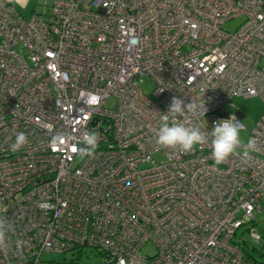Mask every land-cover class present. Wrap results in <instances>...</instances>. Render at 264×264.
I'll return each mask as SVG.
<instances>
[{"label": "built area", "instance_id": "built-area-1", "mask_svg": "<svg viewBox=\"0 0 264 264\" xmlns=\"http://www.w3.org/2000/svg\"><path fill=\"white\" fill-rule=\"evenodd\" d=\"M173 97L205 104L177 119L208 132L242 123L233 98L264 101V0H50L28 18L0 0V264H81L44 256L86 248L103 264H253L235 236L264 212V114L256 150L217 165L208 146L155 143Z\"/></svg>", "mask_w": 264, "mask_h": 264}, {"label": "clouds", "instance_id": "clouds-1", "mask_svg": "<svg viewBox=\"0 0 264 264\" xmlns=\"http://www.w3.org/2000/svg\"><path fill=\"white\" fill-rule=\"evenodd\" d=\"M198 112H202L205 116L207 112L205 104L198 105L192 101L185 105L183 100L173 97L167 114L161 115L159 126L153 130L155 143L165 149L180 150L186 153L192 152L197 147L208 146L211 148V156L217 165L226 162L233 154H242L244 158H248L250 152L256 150V141L242 135L246 130L242 123L237 122L235 115L216 121L210 132L202 130L200 125L188 126L178 122L177 118ZM62 139V136H56L53 142L61 143ZM97 141L96 132H85L81 138V143L85 147L75 148L74 151L81 159L92 157L97 148ZM27 143V135L18 132L15 133L14 142L10 147L15 152ZM11 231V222L6 216L0 214V250H6L9 247Z\"/></svg>", "mask_w": 264, "mask_h": 264}, {"label": "rangeland", "instance_id": "rangeland-1", "mask_svg": "<svg viewBox=\"0 0 264 264\" xmlns=\"http://www.w3.org/2000/svg\"><path fill=\"white\" fill-rule=\"evenodd\" d=\"M44 2L47 3L48 6L50 5V0H32L27 8L22 9V13L27 16L30 14V10L32 8H35L38 13H41L44 11ZM241 23L242 19L240 18L230 21L225 25V29L232 33ZM141 87L145 94H149L153 88L150 81H145ZM224 109L226 112H242L244 115L242 124L246 130L242 135L248 138V133L253 129L255 122L262 116V114H264V101L259 98L245 99L242 97H235L230 100L229 104L225 106ZM153 158L157 162L162 160L159 154L154 155ZM254 216L255 220L252 224H246L237 231L235 242L244 244V247L251 252L258 262H264V212H255ZM250 227L252 230L256 231L260 240L257 241L250 236L248 232ZM145 249L147 250V253L152 252L150 245H148ZM258 251H261L262 254L259 255ZM77 257L78 255L76 252H69L61 255L48 254L44 256V259L55 262H68L69 260L77 259ZM79 262L81 264H103L102 259L96 257L95 252L89 248L82 250Z\"/></svg>", "mask_w": 264, "mask_h": 264}, {"label": "crops", "instance_id": "crops-1", "mask_svg": "<svg viewBox=\"0 0 264 264\" xmlns=\"http://www.w3.org/2000/svg\"><path fill=\"white\" fill-rule=\"evenodd\" d=\"M8 2H10L11 4H13L15 6V8L17 9V11L25 18L30 17L34 12H37L35 10V8H32L30 10V14L25 16L22 13V9L27 8V6L31 3L32 0H6Z\"/></svg>", "mask_w": 264, "mask_h": 264}, {"label": "trees", "instance_id": "trees-1", "mask_svg": "<svg viewBox=\"0 0 264 264\" xmlns=\"http://www.w3.org/2000/svg\"><path fill=\"white\" fill-rule=\"evenodd\" d=\"M255 220V219H254ZM254 221L251 222V224L253 223ZM239 248L241 249L242 253H243V257H244V260H246L247 262H251L253 264H264V262H258L255 257L251 254L250 251H248L245 247H244V244L242 243H237L235 242ZM258 254L261 255V251H258ZM79 257H80V253L78 254V257H77V260H79ZM97 257V256H96Z\"/></svg>", "mask_w": 264, "mask_h": 264}]
</instances>
